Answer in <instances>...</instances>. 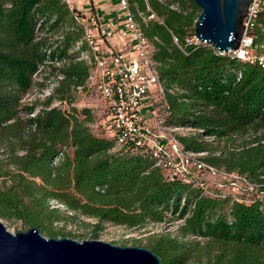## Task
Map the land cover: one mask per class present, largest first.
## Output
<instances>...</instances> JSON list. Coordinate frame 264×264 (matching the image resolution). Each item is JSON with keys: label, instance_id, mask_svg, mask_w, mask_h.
Wrapping results in <instances>:
<instances>
[{"label": "trees", "instance_id": "trees-1", "mask_svg": "<svg viewBox=\"0 0 264 264\" xmlns=\"http://www.w3.org/2000/svg\"><path fill=\"white\" fill-rule=\"evenodd\" d=\"M129 2L165 91L163 124L188 129L175 133L185 150L264 191V67L188 43L200 13L191 0ZM86 16L65 0H0V217L67 237L54 222L140 228L171 216L178 235L147 245L162 264H264V195L206 193L148 152L117 147L92 107L74 105L94 66ZM40 72L53 84L25 102Z\"/></svg>", "mask_w": 264, "mask_h": 264}, {"label": "built area", "instance_id": "built-area-1", "mask_svg": "<svg viewBox=\"0 0 264 264\" xmlns=\"http://www.w3.org/2000/svg\"><path fill=\"white\" fill-rule=\"evenodd\" d=\"M65 1L87 14L83 22L84 39L94 62L88 87L94 90L100 103L95 127L113 137L117 147L148 152L155 164L169 175L193 181L206 193L220 194L225 184H217L218 189L214 191L201 177L203 174L227 180L232 188H254L244 176L218 169L201 160L200 154L185 150L174 129L163 124L167 110L165 91L153 69L151 43L140 29L129 0H113L117 4L116 17L106 21L98 14L101 0ZM261 16H264V0H252L243 18L239 46L227 53L210 44L211 47L220 54L264 67V40H258L257 29ZM118 26L120 49L112 43ZM261 30L264 31V26ZM186 41L202 42L194 34Z\"/></svg>", "mask_w": 264, "mask_h": 264}, {"label": "water", "instance_id": "water-1", "mask_svg": "<svg viewBox=\"0 0 264 264\" xmlns=\"http://www.w3.org/2000/svg\"><path fill=\"white\" fill-rule=\"evenodd\" d=\"M200 8L194 35L227 53L239 46L252 0H191ZM0 264H162L151 249L96 239L44 236L31 226L14 233L0 221Z\"/></svg>", "mask_w": 264, "mask_h": 264}, {"label": "rangeland", "instance_id": "rangeland-1", "mask_svg": "<svg viewBox=\"0 0 264 264\" xmlns=\"http://www.w3.org/2000/svg\"><path fill=\"white\" fill-rule=\"evenodd\" d=\"M198 7V6H197ZM200 11V8L198 7V12ZM262 26H264V17H260L258 22V31H259V37L258 40L263 39L264 40V31L261 30ZM54 78L52 76L45 77V74L41 73L36 76V81L34 88L28 92L24 96L25 102H31L34 100H37L38 102H41L45 95L47 94L48 87L46 84H51L53 82ZM73 98H74V105L77 108H83L86 106L92 107L96 114L97 110L99 111V101L96 96V93L92 88H89L88 91H79L76 90L73 92ZM100 114V112H99ZM188 129H174V134H183L187 133ZM1 154V152H0ZM201 155V154H200ZM206 184H208V187H210L213 190H217V184L223 183L225 184L224 187H221L222 192H231L237 196H240L242 194L244 195H255L260 194L264 195V191H256L254 189H251L249 191H246V189L243 186H239L238 188H235L230 185H228V181L224 180L220 177H209L203 174L201 176ZM49 203L52 206H57L60 208V210H64L65 208L55 200H50ZM69 214V212H67ZM0 221L5 226L6 230H8L11 233H14L17 230H23L24 227L22 223L19 220L15 219H4L0 217ZM95 219H90L85 216L79 215L77 219L70 221H59L54 222L53 227L55 229L63 228L64 232H66L67 236H69L72 239H96L101 241L110 242L116 245H129V246H141V247H147L148 243L150 242L152 237H158V236H176L177 234V226L180 224L181 221H175L174 217H169L165 222L159 223V224H153V223H147L143 227L140 228H127L125 226L120 225H114L108 222H103L99 226V228L96 230V228H93L92 225L95 223ZM40 233L44 236H47L45 233ZM191 264V263H189Z\"/></svg>", "mask_w": 264, "mask_h": 264}, {"label": "crops", "instance_id": "crops-1", "mask_svg": "<svg viewBox=\"0 0 264 264\" xmlns=\"http://www.w3.org/2000/svg\"><path fill=\"white\" fill-rule=\"evenodd\" d=\"M117 13V4L113 0H101L99 4L98 14L102 20L106 21L109 19H115ZM118 26L117 30L115 31V35L112 39V43L115 48L120 49L122 47V40L118 34Z\"/></svg>", "mask_w": 264, "mask_h": 264}]
</instances>
